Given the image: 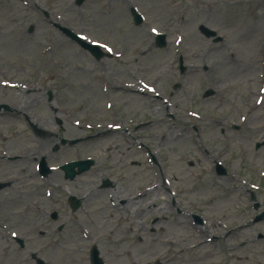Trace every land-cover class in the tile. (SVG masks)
Segmentation results:
<instances>
[{
    "label": "rangeland",
    "instance_id": "rangeland-1",
    "mask_svg": "<svg viewBox=\"0 0 264 264\" xmlns=\"http://www.w3.org/2000/svg\"><path fill=\"white\" fill-rule=\"evenodd\" d=\"M197 1L83 0L78 6L75 0H0V182L6 183L0 191V264H91L94 246L104 264H124L118 255L128 262L131 253L141 258L143 240L160 243L166 236L184 249L164 251L175 255L174 264H237L239 256L243 264H264V177L256 171H264V98L255 109L258 98L251 96L264 89V0ZM131 9L143 17L141 24H134ZM63 28L111 55L95 59ZM204 28L216 36L207 37ZM158 33L167 37L165 47L157 45ZM232 47L234 56L255 65L236 79ZM114 78L136 90L110 89L106 80ZM232 79H256V85L222 87ZM152 86V94L167 103L165 110L171 109L165 117L145 97L104 106L107 89L141 98L135 92L148 94ZM40 119L50 123L37 127ZM216 119L225 133L216 130ZM113 121L121 130L109 128ZM184 122L193 141H169L170 128ZM253 126L261 128L259 135L250 131ZM209 129L211 144L205 143ZM33 146L22 158L20 152ZM147 149L157 150L155 161ZM69 150L85 154L65 159ZM87 159L94 160L88 171L65 178L62 165ZM43 160L51 169L46 176L39 170ZM218 165L225 173H217ZM160 171L165 187L155 181ZM56 172L59 177L52 176ZM105 182L110 186L102 187ZM154 186H160L163 218L148 213L138 219L134 213V232L125 233L128 213L111 201H120L123 189L138 197ZM152 191L133 209L147 210ZM72 196L81 203L77 211ZM77 222L93 239L82 238ZM208 228L216 233L207 236ZM242 231L249 236H238ZM198 234L206 241L186 249ZM115 238L125 240L122 248L111 243Z\"/></svg>",
    "mask_w": 264,
    "mask_h": 264
},
{
    "label": "bare ground",
    "instance_id": "bare-ground-1",
    "mask_svg": "<svg viewBox=\"0 0 264 264\" xmlns=\"http://www.w3.org/2000/svg\"><path fill=\"white\" fill-rule=\"evenodd\" d=\"M195 3H208V2L205 1V0H198ZM179 19H182V17L180 16ZM96 27H98V26H96ZM25 35H22V37L26 38ZM74 53H75V56H77V57H80L81 55H83V54H81V52H78V51H75ZM228 55L230 57V61L232 63H234V67H236V70H235V73H234L236 77L234 79H236L237 77H240L241 75H245V74L249 73L250 71H252V69L255 66L254 64L248 65V64L244 63L242 60H240L237 56H234L235 54L233 52V47L231 48V52L228 51ZM198 62H199V64H201V63L204 64L205 63L204 61H201V60L198 61ZM241 63H243V64H241ZM63 68H64V71H65L66 67L63 66ZM197 68L198 67L196 66L194 69H197ZM71 70H74V69H71ZM219 78H221V74L216 76V79H219ZM234 79L229 80V81L225 80L223 82L224 85L222 87L230 90V89H233L235 87H238V85H240V86L246 88L247 90H250V89L253 88V86L256 85V79H254V80L253 79H249V80L245 81V83H243V82H239V83L236 82L235 83ZM106 81L109 84L110 89L111 88H113V89L117 88V89H120L123 93H126L129 90H131V91H135L136 90L135 86H130L129 88H125L126 86L122 85V84H124V80L121 81L120 79L114 78L113 81L109 80V79H107ZM110 89H107V91L105 93V96L103 95L104 96L103 101H104V106H108L111 109L113 108V103L114 102H124V104L136 103V102L138 103V102H140L142 97H145V99H146L145 102L146 103H150V104L156 106V112L160 113L159 114L160 118L161 117H165V115H168V113L171 112V109H169V108L165 110V108H166L165 105L167 103L163 99H161L159 97H156L154 94H143V93L141 94L139 92H135L141 98H136V96H133L135 98H131L130 96L124 95L122 93H117V94L111 93L112 90H110ZM17 90L21 91L18 88H17ZM262 93L263 92L261 90H259V91L258 90H253L251 92V96L255 100V99L259 98L262 95ZM229 102H230V100H229V98H227L225 100V103H229ZM19 106H20V104L18 105V107ZM261 106H262L261 105V100H259L258 104H256L255 106L253 105V107L255 109H258ZM257 114H258V112L256 111L254 113V115H257ZM252 119H253V117L249 118V120H251V121H252ZM254 119H255L254 121H256L257 117L254 116ZM185 120H187V119H185ZM214 121L217 123L216 124V130L218 132H220V133H225V129L223 128L224 125L218 119H216ZM48 123H50V121L48 119H40V123L36 124V126L42 128V124L45 125V124H48ZM117 123H118V121H113L111 123V126L115 127ZM182 125H184V126H182ZM118 128H120V126H118ZM110 129L112 131H114L112 128H110ZM170 129H171L169 131L170 135H169V138H168L169 141H172V142L184 141L183 144H185V145L189 144L190 142L193 141L192 140V136H190V133L188 131V123L187 122L179 123V124H177L176 127H172ZM249 129H250L251 132H255L257 135H259V133L262 131L260 127H254V126L249 128ZM40 130H42V129H40ZM119 130H121V129H119ZM210 135L212 136V138H209ZM213 138H214V135H212L211 130L209 129L207 131V134H206V137H205V143H210V144L213 143ZM163 139L167 140L166 133L164 134ZM221 139H224L226 141L231 140V138H227V137H224V138L222 137ZM217 142H220V141L218 140ZM195 143H197V141H195ZM102 144H105V143L102 142ZM111 147H112V145L108 146V148H111ZM201 147L205 148L206 146L201 144ZM35 149H36V146L31 147V149L27 148L24 152H20L21 157L22 158H27L31 154V151H34ZM138 151L141 152L140 150H138ZM147 152L149 154H151L152 156L153 155L156 156L157 150L156 149L155 150L147 149ZM66 154L67 155L65 156V159H69V158L72 159V158H79V157L83 156L85 153H83V152L75 153L72 150H69V151H67ZM46 156L47 157L48 156L51 157V154L48 153ZM196 164H198V163H194V166ZM155 168H157L156 165H155ZM53 169H55V168H53ZM256 171H257L258 175H261V176L264 177V171L261 170V168H257ZM184 173L187 174L188 172L186 171ZM54 175L59 177V173L58 172L53 173L52 176H54ZM164 176L165 175H164L163 171H160V173L156 174V176H155V181L159 182V183H162L163 187L166 186L165 177ZM29 178H35V176L34 175H30ZM230 178L232 179V177H230ZM76 182L79 184V183H82L83 180L78 178V179H76ZM231 182L237 183L238 181L236 179H232ZM47 184L48 183L45 182L44 184H41V186H44V185H47ZM60 188H61V186H60ZM158 188H160V186H157V187L149 190V191L154 190V191H152L154 199H151V201L147 203V205H146L147 206V210L143 209L142 211H141V208L138 207V206H137V208L135 210L133 209L134 207H136V203H138L139 199H134L132 197L131 192H129L128 189H123V192H119L118 193L117 198H120V200L121 199L125 200V203H124V205L119 206V208H115V209H120L121 208L124 211V213H126V212L128 213V218L126 219L127 227L124 229L125 233L134 232V228L135 227L134 228L132 227V221L133 222L135 221L134 213L136 214V218H138V219H139V217H143L145 214L148 215V213H150V215H157L161 219L163 218L162 214L165 213V209L164 208H159V206H158V202H159L158 197L161 195V190H158ZM62 189H63V187H62ZM166 189H167V187H166ZM149 191H146L145 195L142 198H144L146 195L151 194V192H149ZM96 195H99V193L95 192L93 196H96ZM101 215H103L102 220L107 218L106 212L102 213ZM160 215H161V217H160ZM248 216L249 215L245 216V220L247 219ZM140 221H139V225L141 224ZM77 227H78V229H81L83 231L82 234H81L82 238H84V239H93V237H91L90 233L87 232V229H86L84 224H81V223L77 222ZM161 229L162 228H160V231H161ZM175 230L179 231V229L176 228V227H175ZM206 233L213 235V234L216 233V231L214 229H211V230L206 231ZM237 235L238 236H245V235L249 236L247 231L239 232ZM202 238H203V236L199 235V237H197L193 241H191L192 244L188 245L186 247V249H194V248H196L197 243L201 242ZM124 241H125L124 239L118 240V239L115 238L113 241H111V243L113 245L118 246V248H119V245H120L121 248H122V245H123ZM141 244L147 246L145 251H141V253H144L145 255H141V258H139V257H137L136 254L131 253L130 254L131 257H130L129 262H128L127 258L123 257L122 254H120V255H118V259H119L120 263L124 262V264H140L141 262L147 260L143 264H152L153 262H156V261H163V264H174L175 255L169 254L168 252H164V251L166 249H174L175 251H178L179 254H181L182 251L184 250V249H181L180 246H178L173 240H171L167 236L162 238L160 243L158 241H155V240L150 241L148 239H145V240H143L141 242ZM223 245H225V246L228 245V241L224 240L223 241ZM230 258H232V256H230ZM236 260L238 261L237 264H243L244 258L242 256L241 257L239 256V257H237ZM125 261H127V263H125Z\"/></svg>",
    "mask_w": 264,
    "mask_h": 264
},
{
    "label": "water",
    "instance_id": "water-1",
    "mask_svg": "<svg viewBox=\"0 0 264 264\" xmlns=\"http://www.w3.org/2000/svg\"><path fill=\"white\" fill-rule=\"evenodd\" d=\"M79 3H81V1ZM135 21H136V23L140 22L138 17H135ZM204 31H205V34L208 36H213V34H214L213 32H211L207 29H205ZM160 42H161L160 45L163 46L164 45L163 38H160ZM91 51L98 59L103 56L96 48H91ZM208 95H210V94H208ZM91 164H92V161H88L86 163L79 162V163H72V164H68V165L64 166L63 170H65V172H66V178L73 179L76 175L81 174V173L85 172L86 170H88V168ZM76 166H79L78 172L74 171V167H76ZM43 168H44V170H46L45 164L43 165ZM2 187H4V185ZM2 187L0 186V189ZM72 203H73L72 205H73L74 209H76L77 206L79 205V202L75 199H73ZM93 262H94V264H102V261L98 258L96 251L93 252Z\"/></svg>",
    "mask_w": 264,
    "mask_h": 264
},
{
    "label": "snow or ice",
    "instance_id": "snow-or-ice-1",
    "mask_svg": "<svg viewBox=\"0 0 264 264\" xmlns=\"http://www.w3.org/2000/svg\"><path fill=\"white\" fill-rule=\"evenodd\" d=\"M152 31L155 32V29H152ZM81 38H82V39H85V37H81ZM102 46H103V45H102ZM109 51H110V49H109Z\"/></svg>",
    "mask_w": 264,
    "mask_h": 264
}]
</instances>
